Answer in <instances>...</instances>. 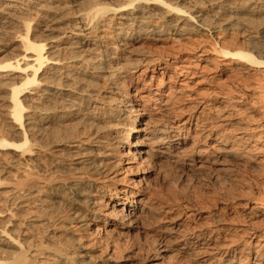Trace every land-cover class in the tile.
<instances>
[{"label":"bare ground","instance_id":"1","mask_svg":"<svg viewBox=\"0 0 264 264\" xmlns=\"http://www.w3.org/2000/svg\"><path fill=\"white\" fill-rule=\"evenodd\" d=\"M46 1L8 0L0 13L4 26L15 22L21 27L14 35L16 50L0 58V99L5 101L0 104V264L89 263L83 259L90 250L80 242L84 236L74 233L87 225L79 213L80 207L95 214L93 222L102 224L99 229L107 236L112 230L143 227L158 210L165 215L173 213L179 206V188L168 187L164 193L160 188L130 186L119 176V170L131 165L132 154L138 156L139 163L157 158L189 171H223L234 159L246 158L260 149L258 141L264 140L263 127L256 132L251 130L254 128L237 127L231 134L219 130L242 123L240 104L244 100H264V81L248 83L238 72L247 74L255 65L264 68L263 37L249 35L250 46L240 50L224 36L239 24L252 30V19L241 17L240 11L264 13L263 3L249 4L245 10L236 2H227L209 13L193 0L187 8L179 5L181 0H121L114 6H97L92 15L102 21H110L108 14L126 19L118 22L112 36L106 33L109 41L115 43L114 54L136 39L128 34L131 29L156 35L164 43L153 57L134 60L144 61L146 67L128 77L130 88L126 89L122 84L125 79H115V69L119 67L114 64L118 63L109 62L115 55L102 60L94 53L91 58L80 59V53L73 51L68 57H58L59 49H54L59 43L53 45V41H63L83 30L95 36L97 23L80 20L79 28L60 31L47 41L30 31L36 13L21 21L17 19L26 6L38 9ZM181 21H192L193 25L180 24ZM190 33H196L198 38L207 33L211 38L206 46L196 50V61L180 56L178 39H189ZM169 37H177V41ZM103 42L100 47L105 50L109 42ZM123 57L127 60V53ZM211 57L217 58L213 67L208 66ZM80 63L92 71L81 72L80 77L76 69L82 66ZM57 71L60 73L56 75ZM97 77L104 79L109 95L102 96L98 104L79 109L76 105L86 97L83 88L72 83L93 82ZM67 79L76 81L71 83ZM182 98L189 101L185 110L177 106ZM212 102L217 103L215 108L222 106L227 113L215 125L204 117ZM255 103L253 100L246 104L254 107ZM70 107L72 112L67 110ZM182 111L185 113L181 115ZM68 117L77 118V127L68 126ZM49 167L55 169L44 174ZM56 171L67 172L70 178L63 179L61 174H54ZM97 182L99 186L94 184ZM88 183L90 189L86 187ZM93 191L102 193L93 196ZM102 195L107 201L102 200ZM44 199L53 212H59L64 200L74 208L71 214L60 215L69 235L61 242L49 243L31 233L53 223V212L46 217L41 210ZM252 203L250 210L263 212L264 198ZM14 205L24 208L23 215L31 213L29 219L16 220L11 207ZM34 205L37 210H31ZM194 210L198 217L206 212L205 208ZM164 221L145 254L155 250L156 242H168L177 253L196 257L200 263L264 264V228L246 227L248 237L242 239V246L235 247L236 240L220 238L214 228H188V220L179 218V212ZM110 226L111 231L107 228ZM219 239L227 243H220ZM88 244L93 246L91 240ZM230 250L231 256L221 260L224 256L219 251ZM244 251L254 254V260L239 258ZM101 252L99 256L103 255Z\"/></svg>","mask_w":264,"mask_h":264},{"label":"rangeland","instance_id":"2","mask_svg":"<svg viewBox=\"0 0 264 264\" xmlns=\"http://www.w3.org/2000/svg\"><path fill=\"white\" fill-rule=\"evenodd\" d=\"M7 1L8 0H0L1 15L3 12V4ZM191 1L192 0H181L179 1V5L187 8V4ZM193 1H196L197 6L203 8L206 13H209L211 9L227 2H236V4L242 5L245 10H247L246 8L249 4H264V0ZM120 2L121 0H48L43 2L38 9H30L29 6H26V10L23 11L24 13L19 14L21 17H17V19L21 21L23 18L33 16V13H36L37 15L33 17L30 31L36 37L44 38L47 41L53 40L55 38L54 36L60 31H67L71 27L79 28L80 20L88 19L92 25L97 23V29L94 32L95 36H89L88 30H83L77 33V35L69 36L63 41H53V45H58L59 43L54 49H59L57 51L55 50L56 53L58 52V57H68L73 51L80 53V59L83 57L91 58L94 53L98 54V57L102 60H105L108 55H115L114 59L109 60L111 65L115 62L118 63L117 65L114 64L119 67L115 69V79H125L122 81L123 87L129 89L130 83L128 77L132 74L137 75L146 67L144 61L136 62L134 60L153 57L164 43L162 39L157 38L158 36L156 35H150L149 33L145 34L143 30L131 29L128 34L136 37V39L130 40L126 46H123V50H118L117 54H114L113 46L115 43L114 41H109L107 36H112V30L116 28L115 26L119 25L118 22H124L126 19L119 18L118 15L112 17L111 14H108L106 17L109 18L110 21H102L92 14L97 6H114ZM190 10L193 11L194 9L191 8ZM239 15L247 19H252V30L246 29L245 24H239L233 29L226 31L224 36L230 44L235 43V49L247 50L250 46L248 41L249 35L254 34L259 38L262 36L264 39V32L262 31L264 13H250L243 9L240 11ZM182 23H185L184 25H193L192 21H181L180 24ZM20 28L19 23L14 22L8 26H4V24L0 23V58L16 50L17 43L14 41V35ZM106 33L109 35H106ZM190 35L191 37L189 39L182 37L178 39L179 48H181L180 56H186L187 60L196 61V50L206 46L211 38L207 33L201 38H198L196 33H190ZM169 38L173 42L177 41V37ZM103 41L109 42L105 50L100 47V45L104 43ZM168 44L171 43L168 42ZM124 53H127V60L132 61V64L125 63L127 60L123 59ZM211 59L212 61L208 65L209 67L215 65L217 58L211 57ZM81 65L82 66L76 67L80 77H82L81 72L87 74L92 71L88 67L86 69L85 64L82 63ZM255 66L257 67H253L254 70L247 74L242 73L240 70L238 71L248 83L256 80L264 81V68L258 67V65ZM59 73L60 71H57L55 74L57 75ZM67 81L72 83V81L75 82L76 80L67 79ZM92 81L93 82L81 80V82L77 81L72 83L83 88V96L86 97L85 100L78 102L76 105L79 109L83 110L84 108H88L91 104H98L101 102L102 96L109 95L106 90L107 85H104V79L102 77H97L92 79ZM253 100L256 101L254 107H248L246 103ZM188 103L189 101L182 98L181 100L179 99L177 106L179 109L181 108L180 110H185L190 106ZM0 104H5L3 98L0 99ZM215 105H217V103H210L208 105L209 112L204 116L214 125L222 122V114H227L222 106H217L215 108ZM240 106V112L243 118L242 123L227 126L226 129L220 128V131L231 134L238 130L236 129L237 127L254 128L251 129L253 132H256L258 128H264V100L258 101L256 98L249 97L244 100ZM67 110L70 112L73 111L71 107ZM60 112L57 111V114ZM184 113L185 111H182L181 115ZM68 118V126L71 128L77 127V118ZM258 142L259 147H261L260 149L251 152L246 158L234 159L227 165V169L223 171L209 168L202 171H189L186 170V167L174 165L157 158H149L139 163L136 154L130 155L129 160L132 161L131 165L119 170V176L123 177L125 182L129 183L130 186L160 188L164 193L168 187H177L179 188V206L173 210V213L167 215L158 210V213L153 214V218L150 217L149 221L143 224V227L137 229H120L119 232L118 230H112V226L107 227L109 231L112 230L109 236L104 234L102 229H99L103 227L102 224L93 222L92 219L95 214L90 210H86L84 207H80L79 213H82L83 217L81 218L87 222V225L82 230H75L74 233L83 234L82 236L84 237L80 242L83 248L87 250L90 249L87 255L83 257L84 262H89L87 264H207L206 262L200 263L196 257L177 253L173 249L171 243L168 242H165V245L162 244V242H156L155 250H152L149 254H145V249L151 246L152 240L157 237L158 229L164 225V220L178 212L179 218H186L188 220L186 221L188 228L198 225H203L205 228H214L219 231L217 232L220 238L236 240L238 244L234 246H242V239L245 240L248 237V233L244 232L246 227L257 225L260 228H264V210L263 212L250 210L253 201L264 198V140L262 141L261 138ZM84 147L85 145H81V148ZM65 162L69 163L70 160H65ZM53 169L55 168L49 167L45 169L46 172H44V174H47ZM54 174H61L63 179L70 178V174L67 172L56 171ZM3 180L6 179L3 178ZM94 184L100 185L98 182ZM86 187L90 189V183H88ZM103 192H105V190ZM92 193L95 194L93 196H98L102 192L93 191ZM65 196L68 197L67 194H65ZM41 197L44 198L45 195L43 194ZM41 197L40 199H42ZM101 198L107 201L105 195H102ZM38 204L37 202L36 205ZM42 204H44V207L42 206L41 210L43 209V212L46 213V217H48V214L53 212V209L48 206L46 199H44ZM36 205H34L31 210H37ZM11 207L13 212L16 213V220L29 219L31 213L23 215L24 208L15 205ZM200 208L206 209L202 217L196 216V210H194ZM73 210L74 208L69 205V203L65 200L62 201L59 212L56 211L52 213L54 218L53 223H46L38 227L37 230H32L31 233L38 236V238L49 241V243L51 241L61 242L65 238H68L67 236L69 235L67 234L65 223L62 222L60 215L71 214ZM48 225L49 227L44 230L45 226ZM98 225L99 227H97ZM41 229H43V231ZM89 240L93 242V246L88 244ZM219 241L220 243H227L224 239H219ZM115 245H119V248H114ZM100 250L103 251L101 252L103 254L102 256L98 255ZM219 252L224 256L221 260L231 256L230 253L232 254V250L228 252L229 254L223 253V251ZM249 253H251V251H249ZM107 255H110L108 259L105 258ZM217 256H219V254H217ZM253 256L254 254H246L244 251L239 255V258L243 260L251 259V261H253Z\"/></svg>","mask_w":264,"mask_h":264}]
</instances>
